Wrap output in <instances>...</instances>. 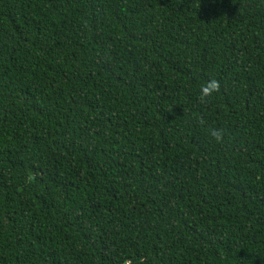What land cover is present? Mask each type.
Returning <instances> with one entry per match:
<instances>
[{"label": "trees", "instance_id": "obj_1", "mask_svg": "<svg viewBox=\"0 0 264 264\" xmlns=\"http://www.w3.org/2000/svg\"><path fill=\"white\" fill-rule=\"evenodd\" d=\"M0 264H264V0H0Z\"/></svg>", "mask_w": 264, "mask_h": 264}, {"label": "clouds", "instance_id": "obj_2", "mask_svg": "<svg viewBox=\"0 0 264 264\" xmlns=\"http://www.w3.org/2000/svg\"><path fill=\"white\" fill-rule=\"evenodd\" d=\"M217 87V84L215 81L209 82L208 84H206L205 86H203L202 88V92L201 95L202 97L204 95L209 94L211 91L215 90ZM212 136L216 139V140H220L221 136L220 133L218 131H213L212 132Z\"/></svg>", "mask_w": 264, "mask_h": 264}]
</instances>
